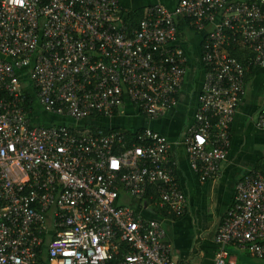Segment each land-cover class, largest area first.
<instances>
[{"label":"built area","instance_id":"obj_1","mask_svg":"<svg viewBox=\"0 0 264 264\" xmlns=\"http://www.w3.org/2000/svg\"><path fill=\"white\" fill-rule=\"evenodd\" d=\"M120 11V0H0V264H179L144 203L136 211L120 200L154 188V205L181 217L187 199L170 159L179 146L200 182L220 175L245 76L264 68V0L154 4L136 29ZM179 20L213 25L181 140L145 128L129 142V131L96 126L125 103L149 122L177 107ZM235 48L244 62L229 55ZM37 108L57 122L34 123ZM255 125L264 131V106ZM214 243L212 264H238L228 248L264 264V173L237 182Z\"/></svg>","mask_w":264,"mask_h":264},{"label":"crops","instance_id":"obj_2","mask_svg":"<svg viewBox=\"0 0 264 264\" xmlns=\"http://www.w3.org/2000/svg\"><path fill=\"white\" fill-rule=\"evenodd\" d=\"M178 0H120L121 10L143 12L154 4H162L168 9H173ZM213 29L211 23L205 24L203 30L194 29L187 20L178 21L179 40L177 46L183 52L185 58V77L180 93L178 94L177 107L165 117L155 122H145L144 128H149L171 142L181 140L185 129L193 122L194 114L198 106V99L204 79V68L201 64V45L204 37ZM243 54L246 53L243 51ZM264 106V68L255 69L245 76V90L241 102L237 108L234 121L231 125V145L222 165L220 175L213 181L200 183L193 174L187 161L186 154L181 146L174 148L170 158L175 164L176 179L187 199L185 213L181 217L160 214L155 205L147 207L143 215L148 220L161 221L166 232V242L172 248L173 260L179 264H212L217 246L214 237L221 225L226 211L233 202L235 186L243 177L253 172L264 173V132L256 125L257 115ZM39 110V111H37ZM133 108L129 103L115 113L111 118L120 116L124 111L129 112ZM36 113L40 120L44 121V113L37 108ZM139 116L135 113L134 118ZM141 117V116H139ZM111 118L98 119L96 125L104 129L103 122ZM165 118V119H164ZM138 119V118H137ZM164 119V121H161ZM144 120V118H143ZM48 121V120H47ZM45 124V123H43ZM47 124V123H46ZM143 127H137L141 129ZM117 130L127 131L116 128ZM115 129V130H116ZM209 198L211 204L204 202ZM125 202L127 198H122ZM125 202H123L125 204ZM190 213V214H189ZM193 222V230L188 239L193 246H188V257L183 246H178L177 236L180 225H183L187 217ZM196 223V224H194ZM233 251V250H231ZM194 255V256H192Z\"/></svg>","mask_w":264,"mask_h":264},{"label":"rangeland","instance_id":"obj_3","mask_svg":"<svg viewBox=\"0 0 264 264\" xmlns=\"http://www.w3.org/2000/svg\"><path fill=\"white\" fill-rule=\"evenodd\" d=\"M23 79L26 80L25 86H27V84H29L27 76H24ZM37 111H39V110H37ZM135 113L137 114V112L134 110V108L131 111V114H130V111L129 112L124 111L120 116H117L116 118H111L110 120H107V121L103 122L102 124H104L103 125L104 127H105V125L109 126L108 122L110 121V125L114 129H116V128L125 129V130H127L129 132H132V133L137 130V127H143V129H145L144 128L145 125L147 126V123H145V122H149V121L148 120H143V117H139V116H137L136 119H135L134 118ZM49 119H51L54 123L57 122V119L49 118L47 115H44V121H47ZM164 119H162L161 121H164ZM103 120H106V119H103ZM60 121H63V120L60 119ZM99 121H100V119H99ZM43 123L46 124L47 122H43ZM66 123H68V122H66ZM262 133H264V132H262ZM123 197L127 198L126 202L124 200H120L121 202H125V204L129 205L132 209H134L136 211H139V208L136 205V203L133 202V198L132 197H130V196H122L121 198H123ZM185 220H186V221H184L185 223L183 225H180L181 227H180V229L178 231V234H175V235H178L177 236V243H178L177 245L178 246L182 245L184 247L183 250L186 253L185 257L187 258L188 257V252L187 251L189 249L188 246L189 245L193 246L192 240L188 239V237H189V235L191 236L190 233H191V231L193 230L194 227H193V222L190 221V217L189 216ZM156 221H158V220H156ZM158 222L161 223V221H158ZM194 224H196V223H194ZM230 254H232L233 256H238L239 257L238 264H251L252 263V261L250 259L245 258L243 256L244 254H242L241 252H238L237 250L230 251ZM192 256H194V255H192Z\"/></svg>","mask_w":264,"mask_h":264},{"label":"trees","instance_id":"obj_4","mask_svg":"<svg viewBox=\"0 0 264 264\" xmlns=\"http://www.w3.org/2000/svg\"><path fill=\"white\" fill-rule=\"evenodd\" d=\"M144 15H145V12H143V10H136V11H133V12H131V11L128 12V11L121 10L120 14H119V18H120V21L123 22L124 24H126L127 27H129L130 29H136V28H138V25H139L140 21H142V19L144 18ZM228 52H229L230 56L235 57L236 59H238L241 62H244V60L247 57V56H245V54H243V50H241L240 48L230 49ZM30 103H31V98L29 97L27 99V102H26V106L28 108L29 107L32 108V104H30ZM31 118H32L33 122H37L40 125H53V121L51 119L46 121L47 124H43V121L40 120V118H39V116L37 114H33ZM142 129L143 128L137 129L134 133H132V132H129V133L127 132L126 134L124 133L125 139L127 141L131 142L133 135L141 133ZM170 159H171V162H172V157ZM202 182H204V181H202ZM202 182H200V183H202ZM155 201H157V194H156L154 188H149L147 190V193L145 194V196L140 201H138L137 199L133 198V202H135L137 206H139L141 203H144V205L146 207H149V206L153 207ZM204 202L208 203V205L211 204V201H210L209 198L205 199ZM160 214L165 216V214H167V212L165 210H163V212H161ZM231 250H233V249L232 248H228L229 252Z\"/></svg>","mask_w":264,"mask_h":264},{"label":"clouds","instance_id":"obj_5","mask_svg":"<svg viewBox=\"0 0 264 264\" xmlns=\"http://www.w3.org/2000/svg\"><path fill=\"white\" fill-rule=\"evenodd\" d=\"M37 114V113H36ZM49 117V116H48ZM50 118V117H49ZM60 121H58V123H59ZM34 123H37V122H34ZM54 123V122H53ZM37 124H39V123H37ZM42 126H49V125H42Z\"/></svg>","mask_w":264,"mask_h":264}]
</instances>
